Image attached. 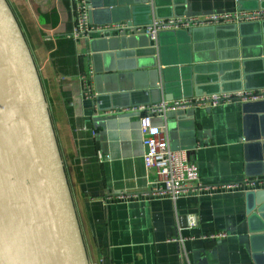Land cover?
<instances>
[{
    "label": "crops",
    "instance_id": "0c3cea01",
    "mask_svg": "<svg viewBox=\"0 0 264 264\" xmlns=\"http://www.w3.org/2000/svg\"><path fill=\"white\" fill-rule=\"evenodd\" d=\"M3 1L30 57L51 128L59 121L65 124L58 150L86 263L258 264L251 237L262 221L248 212L249 191L234 189L246 180L264 178L248 174L253 151L247 150L245 135L256 121L248 119L243 103L173 111L153 119L166 128L173 150L188 152L201 184L213 188L176 200L148 196L139 116L123 114L118 106L166 101L155 87L161 83L159 72L166 70L171 77L173 66L181 67L188 58L203 84L199 92L219 90L209 80L220 66L225 73L241 72L244 88H264V21L245 22L237 30L193 28L182 45L165 32L154 45L141 36L107 48L98 36H73L71 0ZM151 5L152 20L241 11L238 0H152ZM260 5L264 7V0ZM93 69L98 97L86 100L79 77ZM259 190L264 188L253 191ZM189 218L195 226L189 227ZM52 221L0 42V264H65ZM219 232L228 236L202 238Z\"/></svg>",
    "mask_w": 264,
    "mask_h": 264
},
{
    "label": "water",
    "instance_id": "95a60500",
    "mask_svg": "<svg viewBox=\"0 0 264 264\" xmlns=\"http://www.w3.org/2000/svg\"><path fill=\"white\" fill-rule=\"evenodd\" d=\"M238 1L241 11L264 9V7L260 5V2L263 0ZM151 2L152 0H88L90 22L100 25L101 27H109L123 22H131L136 26L149 25L152 22V16L154 15L153 11L155 10ZM173 17L185 16L175 14L167 18ZM225 27H232L233 30L239 28L238 25L219 26L216 28ZM191 30L193 29H189L187 32H180L183 30L168 31L166 34H171L170 38H172L173 42L182 45L188 42L187 38L190 36ZM164 33L165 32H161L157 39ZM98 37L102 43L107 45V48H109L108 45L113 42H117L118 44L121 42L122 46L124 42H128L129 40L141 39V36L136 38L120 37L118 32L110 30L103 31ZM142 37L150 39L148 36ZM0 42L18 91V100L22 115L29 128V134L34 146L37 164L41 173L47 202L64 263L87 264L39 83L22 37L3 0H0ZM154 42L155 41H153V45L155 44ZM181 63V67L173 66L175 68L172 69L174 73L170 74L171 77H168L169 75L165 72L166 70H161L159 72L161 75V83L157 82L155 87L158 90L162 89L166 101L171 102L195 96L199 97L251 90L244 88L241 72H237V75L236 72L230 74L225 73L226 70L224 67L220 66L209 80V85H218L219 90L216 92H199V87H202L203 84L199 77H197L195 69L191 66L192 60L188 58L185 62ZM93 72L96 74L97 70L93 69ZM229 79H232L233 82L228 83L227 81ZM94 83H96L95 76ZM159 92L161 91L159 90ZM161 101L160 99L157 102L154 101L151 103L158 104ZM97 102L99 103V99H97ZM145 105L146 104L118 106V109ZM243 110L248 114V119L256 121L255 125L250 128V133L245 135L247 150L250 151V154L251 150L253 151L251 157L248 158V174L252 176L264 175V101L244 103ZM258 121L261 123V129L257 128ZM246 197L248 201V212L253 214V219H260L262 221L261 227L252 231L254 235L251 237V242L257 252L256 263L259 262L258 264H264V260H261L262 258L264 259V190L246 192ZM30 223L32 226L35 224L32 213L30 214Z\"/></svg>",
    "mask_w": 264,
    "mask_h": 264
},
{
    "label": "built area",
    "instance_id": "2783aa9c",
    "mask_svg": "<svg viewBox=\"0 0 264 264\" xmlns=\"http://www.w3.org/2000/svg\"><path fill=\"white\" fill-rule=\"evenodd\" d=\"M74 17V33L76 38H90L99 36L103 31L118 32L120 37L148 36L157 40L161 32L189 30L199 27H216L222 25H240L245 22L264 21V9L255 11H236L232 14H215L202 18L173 17L167 19H153L149 25H134L123 22L109 27H94L89 18L88 0H71ZM81 96L88 100L97 96L95 93L93 70L79 77ZM264 101V88L257 90H242L233 93H219L192 98H182L174 101H161L149 106H136L122 108L123 114H137L139 116V131L144 148L143 162L146 168L149 184V195L152 198L169 196L173 200L198 193L204 194L213 188L204 187L199 179L198 168L190 158L187 151L173 150L165 127L155 125L153 119L165 117L168 112L186 109L216 108L236 102ZM222 187L221 189H224ZM231 189L233 187H230ZM243 191L264 188V178L246 180L234 189ZM137 197V196H136ZM129 198V196H128ZM189 227L196 225L194 218H189ZM227 233L219 232L204 235L203 240L217 241L227 237Z\"/></svg>",
    "mask_w": 264,
    "mask_h": 264
},
{
    "label": "rangeland",
    "instance_id": "374dc122",
    "mask_svg": "<svg viewBox=\"0 0 264 264\" xmlns=\"http://www.w3.org/2000/svg\"><path fill=\"white\" fill-rule=\"evenodd\" d=\"M58 119H59V116H58ZM52 127H53V129L51 128V131H52V134H53V139H54V142H55V146H56L57 153H58V158H59V161L61 163V168H62V172H63V170H64L63 168L65 166H64L63 162H61V160L63 159V156H61V154H60V156H61V158H60L58 147L60 146V143H61V147L63 148L62 137H64L65 134H66V132H65V130H66L65 129V124L63 122L59 121V123L53 124ZM52 223H53V221H52Z\"/></svg>",
    "mask_w": 264,
    "mask_h": 264
}]
</instances>
